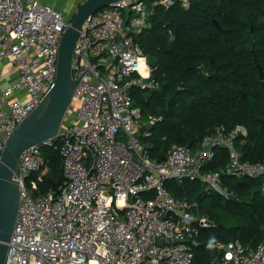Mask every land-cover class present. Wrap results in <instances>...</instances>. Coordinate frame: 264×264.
I'll return each instance as SVG.
<instances>
[{
    "label": "built area",
    "instance_id": "built-area-1",
    "mask_svg": "<svg viewBox=\"0 0 264 264\" xmlns=\"http://www.w3.org/2000/svg\"><path fill=\"white\" fill-rule=\"evenodd\" d=\"M176 3L187 9L190 0H155L149 10L145 0H117L83 22L72 53L76 83L67 123L25 149L13 175L19 204L4 264H193L191 242L215 224L197 201L174 198L165 184L199 180L228 198L222 177L230 176L260 179L264 193V163L243 162L237 149L247 135L242 126L217 127L196 151L171 145L162 160L150 155L146 141L162 117L143 119L133 91H156L160 84L133 36L148 26L155 7ZM73 14L64 18L42 0H0V158L14 131L53 89L59 44ZM141 60L150 69L147 78ZM5 64L14 69L12 82L1 79ZM44 148L61 156L58 193L40 186ZM217 149L228 153L225 167L205 172ZM213 247V264H264V241L253 248L238 240Z\"/></svg>",
    "mask_w": 264,
    "mask_h": 264
},
{
    "label": "trees",
    "instance_id": "trees-1",
    "mask_svg": "<svg viewBox=\"0 0 264 264\" xmlns=\"http://www.w3.org/2000/svg\"><path fill=\"white\" fill-rule=\"evenodd\" d=\"M133 38L144 55L158 59L152 76L159 90L133 91L143 119L162 117L146 141L153 159L162 160L171 145L196 151L202 138L219 126L227 131L242 126L247 130L237 141L242 161L264 163V126L255 121L264 119V0H190L187 9L180 3L167 10L155 7L148 26ZM215 151L205 172L226 165L227 151ZM42 152L47 163L40 186L48 191L58 178L61 156L52 148ZM260 183L223 176L222 186L232 194L228 198L204 190L199 180L165 184L174 198L197 201L201 213L218 224L201 230L198 246L191 245L193 264H213L216 242L238 240L253 248L264 241Z\"/></svg>",
    "mask_w": 264,
    "mask_h": 264
},
{
    "label": "water",
    "instance_id": "water-1",
    "mask_svg": "<svg viewBox=\"0 0 264 264\" xmlns=\"http://www.w3.org/2000/svg\"><path fill=\"white\" fill-rule=\"evenodd\" d=\"M117 0H85L74 12L71 26L63 33L59 44L55 84L48 97L35 109L11 135L0 158V264H4L8 243L13 231L19 204V188L13 180L21 153L54 137L63 124L71 103L75 81L72 79L71 61L75 41L85 19L94 12L110 7ZM215 26L221 30L214 20ZM151 67L158 64L155 56L148 57ZM260 77L262 69L259 67ZM201 72V68L198 69ZM264 126V119H255ZM64 182L60 168L56 181L51 182L53 192L58 193ZM215 226L218 225L214 223ZM176 242V241H175ZM187 243L188 241H180ZM191 245L198 246L196 241Z\"/></svg>",
    "mask_w": 264,
    "mask_h": 264
},
{
    "label": "rangeland",
    "instance_id": "rangeland-1",
    "mask_svg": "<svg viewBox=\"0 0 264 264\" xmlns=\"http://www.w3.org/2000/svg\"><path fill=\"white\" fill-rule=\"evenodd\" d=\"M51 2H52V4H50V5H52V6H54L55 8H56V10H58V11H60L61 13H62V15H63V17L65 18L66 16H68V14H70V12L72 11L71 10V8L72 7H70V0H50ZM54 4V5H53ZM55 4H56V6H55ZM80 5V4H79ZM78 5V6H79ZM78 6H76V9H75V11L77 10V8H78ZM149 5H148V7H147V10H149ZM74 11V12H75ZM5 79V78H4ZM64 120H65V118H64ZM63 120V121H64ZM64 123H67V121L65 120L64 121ZM30 180H34V177H30V178H28L27 180H26V182H27V184H29V181ZM203 188H204V190H206V187H205V185L203 186Z\"/></svg>",
    "mask_w": 264,
    "mask_h": 264
},
{
    "label": "crops",
    "instance_id": "crops-1",
    "mask_svg": "<svg viewBox=\"0 0 264 264\" xmlns=\"http://www.w3.org/2000/svg\"><path fill=\"white\" fill-rule=\"evenodd\" d=\"M42 1L45 2V3H48V4H52V2L50 0H42ZM83 1H85V0H70V7H72L71 8L72 11L70 13H74V11L76 9V6L81 4ZM55 6H56V4H55ZM3 69H4V71H7V73H5L1 77V79L5 78L7 80V82H12V81H14L16 79V77H15L16 75H15L14 69H12L7 64L4 65Z\"/></svg>",
    "mask_w": 264,
    "mask_h": 264
},
{
    "label": "clouds",
    "instance_id": "clouds-1",
    "mask_svg": "<svg viewBox=\"0 0 264 264\" xmlns=\"http://www.w3.org/2000/svg\"><path fill=\"white\" fill-rule=\"evenodd\" d=\"M140 71L145 78H147L150 75V69L147 65L146 60H141ZM208 246L211 247L212 246L211 243Z\"/></svg>",
    "mask_w": 264,
    "mask_h": 264
}]
</instances>
